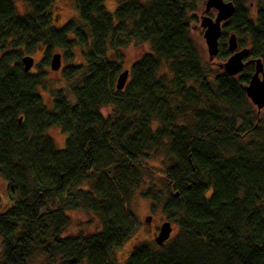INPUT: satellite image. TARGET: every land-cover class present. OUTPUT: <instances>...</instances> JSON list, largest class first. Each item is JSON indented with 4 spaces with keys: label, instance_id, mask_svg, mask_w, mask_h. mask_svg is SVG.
<instances>
[{
    "label": "trees",
    "instance_id": "16d2710c",
    "mask_svg": "<svg viewBox=\"0 0 264 264\" xmlns=\"http://www.w3.org/2000/svg\"><path fill=\"white\" fill-rule=\"evenodd\" d=\"M72 1L77 18L57 28L55 0H0V264H115L134 230L128 189L164 199L178 233L159 251L135 247L124 264H264V115L244 92L254 66L236 79L204 65L191 33L207 0H115L112 14L105 0ZM225 1L234 12L217 58L230 56L232 33L264 69V0ZM132 43L150 53L119 91ZM41 48L36 72H25L22 58ZM55 49L79 50L84 63L63 69L72 83L48 107L39 89ZM52 127L67 136L63 149ZM162 153L168 162L151 164ZM78 210L101 230L67 235Z\"/></svg>",
    "mask_w": 264,
    "mask_h": 264
},
{
    "label": "rangeland",
    "instance_id": "374dc122",
    "mask_svg": "<svg viewBox=\"0 0 264 264\" xmlns=\"http://www.w3.org/2000/svg\"><path fill=\"white\" fill-rule=\"evenodd\" d=\"M142 1L146 2L148 0ZM105 6L107 8V11L112 14L114 13V10L116 8V2L115 0H105ZM17 7L19 13H24V11L26 10L23 2H17ZM204 11L205 5L201 7L198 13L199 22L193 25L191 36L196 46L198 47L204 65L211 72V74L222 73L224 71L220 68V65L225 63L227 59L221 61L217 58V56L211 59L208 54V47L204 39V29L200 27V20L204 15ZM207 15L215 19L217 17V11L212 9ZM51 16L53 19V25L57 28L63 27L68 21L72 19H76L77 12L73 1L55 0L51 9ZM231 34L232 33H228L227 37H229ZM121 52L124 59V67L122 69L123 72L125 70H130L131 66L143 55L150 53V45L148 43H132L126 49L121 50ZM56 53H60L62 56L61 68L59 71H53L50 65L45 66L43 69L45 71L46 85L39 89V93L43 99V102L48 107H51L53 103L51 93L54 90H66L72 83L71 81L66 80L63 76V69L69 65H78L84 63L79 50L75 51L73 58L69 56L65 57V53L60 49L53 50L51 57ZM32 58L34 59V66L31 71L35 73L38 63H41L42 59L44 58L43 49H39L37 53L32 55ZM243 74L244 70L239 75L235 76V78L237 79L240 75ZM255 110L257 111L256 108ZM101 113L104 117L115 115V109L113 107H104L101 109ZM260 114L264 115V109L260 111ZM48 135L57 148H64L67 136L62 133L59 127H52L51 129H49ZM167 162L168 155L166 153H162L157 157V159L153 160L151 164L156 166L160 163L166 164ZM6 188V183L2 180V178H0L1 195H6ZM123 201L125 204L126 212L127 214H129L130 219L133 223L134 230L131 237L121 242L113 250L112 258L115 264H124L135 247L147 243L153 246L156 251H159L161 246H166L177 235V225L169 220L168 216L164 213V199H162L159 203H153V201L144 198L140 190L132 192V189H128V194L126 195V197H123ZM69 216L71 219V223L67 230V235H89L99 232L102 228V223L99 217L91 212L78 210L69 213ZM165 222L171 223L172 231L169 239L160 246L156 244L154 239L158 236L160 228ZM1 250L2 239L0 238V253Z\"/></svg>",
    "mask_w": 264,
    "mask_h": 264
},
{
    "label": "water",
    "instance_id": "95a60500",
    "mask_svg": "<svg viewBox=\"0 0 264 264\" xmlns=\"http://www.w3.org/2000/svg\"><path fill=\"white\" fill-rule=\"evenodd\" d=\"M217 11V17L211 18L207 14L212 10ZM234 12V4L225 0H207L205 3L204 15L200 20V27L204 29V39L208 47V54L211 59L219 53V40L222 36L223 25L231 18ZM228 51L231 53L225 63L220 68L226 75L235 77L239 75L249 64H254V73L249 82L244 86V92L251 104L258 112L264 109V69L261 60L249 59L250 50L248 48L239 49L237 37L231 34L228 37ZM61 54L56 53L51 57V69L59 71L61 68ZM25 72H29L34 66V59L31 56H24L21 60ZM129 77V70L123 71L117 80V89L123 90ZM22 119L20 118L19 122ZM171 223L165 222L154 241L158 245H163L171 235Z\"/></svg>",
    "mask_w": 264,
    "mask_h": 264
}]
</instances>
